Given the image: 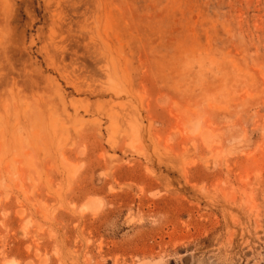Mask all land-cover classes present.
I'll return each instance as SVG.
<instances>
[{
	"label": "rangeland",
	"instance_id": "374dc122",
	"mask_svg": "<svg viewBox=\"0 0 264 264\" xmlns=\"http://www.w3.org/2000/svg\"><path fill=\"white\" fill-rule=\"evenodd\" d=\"M0 264H264V0H0Z\"/></svg>",
	"mask_w": 264,
	"mask_h": 264
},
{
	"label": "bare ground",
	"instance_id": "6f19581e",
	"mask_svg": "<svg viewBox=\"0 0 264 264\" xmlns=\"http://www.w3.org/2000/svg\"><path fill=\"white\" fill-rule=\"evenodd\" d=\"M89 204V203H88ZM88 206V205H87Z\"/></svg>",
	"mask_w": 264,
	"mask_h": 264
}]
</instances>
